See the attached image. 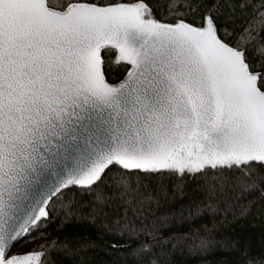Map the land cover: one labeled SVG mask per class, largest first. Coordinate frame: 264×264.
<instances>
[{
    "label": "snow or ice",
    "instance_id": "6c2138e0",
    "mask_svg": "<svg viewBox=\"0 0 264 264\" xmlns=\"http://www.w3.org/2000/svg\"><path fill=\"white\" fill-rule=\"evenodd\" d=\"M257 222L264 0H0V264H264Z\"/></svg>",
    "mask_w": 264,
    "mask_h": 264
},
{
    "label": "trees",
    "instance_id": "16d2710c",
    "mask_svg": "<svg viewBox=\"0 0 264 264\" xmlns=\"http://www.w3.org/2000/svg\"><path fill=\"white\" fill-rule=\"evenodd\" d=\"M240 238L243 241L251 243L253 254L264 252V227L258 222L255 226L245 225L243 229L237 230ZM50 234H55V229L50 230Z\"/></svg>",
    "mask_w": 264,
    "mask_h": 264
}]
</instances>
